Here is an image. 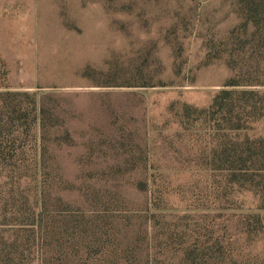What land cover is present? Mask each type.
<instances>
[{"label":"rangeland","instance_id":"1","mask_svg":"<svg viewBox=\"0 0 264 264\" xmlns=\"http://www.w3.org/2000/svg\"><path fill=\"white\" fill-rule=\"evenodd\" d=\"M223 90L264 92V0H0V264H264V116Z\"/></svg>","mask_w":264,"mask_h":264},{"label":"trees","instance_id":"2","mask_svg":"<svg viewBox=\"0 0 264 264\" xmlns=\"http://www.w3.org/2000/svg\"><path fill=\"white\" fill-rule=\"evenodd\" d=\"M263 98L264 92L256 90H223L214 98L210 108L220 109L221 112L227 116L229 123L232 124L234 122L236 124V126H233V130L239 131L244 127L240 124L241 115H249V117L253 118H261L264 116ZM41 113H43V110H41ZM44 125H42L43 129H45ZM255 144L260 149V153L254 155L255 158H250V161H252L253 164L259 162L264 165V142L260 140V142L257 141ZM38 160L40 164L39 167L44 166L45 152L39 156ZM246 160L248 161L249 159ZM240 161H243V158ZM260 177L264 179L263 175H260ZM50 192L51 186L48 184L47 180L42 181L37 202L39 210L30 224V229H32L30 231L33 232L35 241L42 247L52 246L54 243L53 240L58 239L60 224L63 223L61 217H63V219L66 218L63 214L59 216L56 214L60 220L55 221L58 218H54V215L50 211L48 199Z\"/></svg>","mask_w":264,"mask_h":264}]
</instances>
